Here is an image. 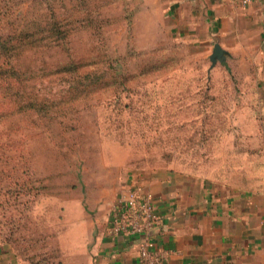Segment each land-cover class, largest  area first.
I'll use <instances>...</instances> for the list:
<instances>
[{
  "label": "rangeland",
  "instance_id": "1",
  "mask_svg": "<svg viewBox=\"0 0 264 264\" xmlns=\"http://www.w3.org/2000/svg\"><path fill=\"white\" fill-rule=\"evenodd\" d=\"M172 24L151 0H0V31L24 43L8 66L21 73L0 81V249L17 264H82L66 216H109L135 173L264 175L237 58L213 65L217 40ZM31 95L44 112H17Z\"/></svg>",
  "mask_w": 264,
  "mask_h": 264
},
{
  "label": "crops",
  "instance_id": "2",
  "mask_svg": "<svg viewBox=\"0 0 264 264\" xmlns=\"http://www.w3.org/2000/svg\"><path fill=\"white\" fill-rule=\"evenodd\" d=\"M151 3L173 23L172 33L190 35L208 51L211 41L217 40L214 43L225 49L228 59L229 54L237 58L245 77L240 82L252 88L237 99L257 106H243L240 114L263 119L257 131L264 135V0L246 5L242 0ZM228 38H235L237 45L227 46ZM234 181L160 169L126 177L121 190L142 187L152 194L162 218L153 231V247L174 251L165 264H264V175ZM107 211L90 218L79 209L75 219L69 212L65 234L69 249L76 252L82 243V264H138V237L109 235ZM4 251L1 247L0 260L17 264Z\"/></svg>",
  "mask_w": 264,
  "mask_h": 264
},
{
  "label": "built area",
  "instance_id": "3",
  "mask_svg": "<svg viewBox=\"0 0 264 264\" xmlns=\"http://www.w3.org/2000/svg\"><path fill=\"white\" fill-rule=\"evenodd\" d=\"M250 0H242L246 5ZM152 194L142 187L123 189L112 204L109 214L108 234L138 237V264H165L174 253L153 247V231L161 223Z\"/></svg>",
  "mask_w": 264,
  "mask_h": 264
},
{
  "label": "trees",
  "instance_id": "4",
  "mask_svg": "<svg viewBox=\"0 0 264 264\" xmlns=\"http://www.w3.org/2000/svg\"><path fill=\"white\" fill-rule=\"evenodd\" d=\"M66 36V34H65ZM24 46V43H20L19 41H13V38L9 33H6V31L1 32L0 31V81H5L9 77H13L16 75H19L21 72L19 70L11 68L8 71V66L10 62L15 58L16 54L22 49ZM73 63H67L63 65L61 68L64 70H71L74 69ZM11 73V74H7ZM45 101H42L39 98H36L35 96L31 95L28 98V104L21 103V108H23V111H17V112H36V113H42L44 112V105ZM43 109V110H42Z\"/></svg>",
  "mask_w": 264,
  "mask_h": 264
},
{
  "label": "water",
  "instance_id": "5",
  "mask_svg": "<svg viewBox=\"0 0 264 264\" xmlns=\"http://www.w3.org/2000/svg\"><path fill=\"white\" fill-rule=\"evenodd\" d=\"M210 59L213 65H215L218 61L224 62L226 60V51L221 47L219 43L215 44Z\"/></svg>",
  "mask_w": 264,
  "mask_h": 264
}]
</instances>
